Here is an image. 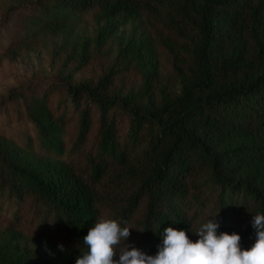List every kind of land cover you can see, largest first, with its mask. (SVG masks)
<instances>
[{
	"label": "trees",
	"instance_id": "obj_1",
	"mask_svg": "<svg viewBox=\"0 0 264 264\" xmlns=\"http://www.w3.org/2000/svg\"><path fill=\"white\" fill-rule=\"evenodd\" d=\"M88 11L91 60L82 50L0 94V233L87 250L104 217L155 255L165 228L195 242L218 215L250 248L264 215V0L19 1L1 10L0 38L12 13L52 25ZM131 19L145 37L110 59L108 38ZM0 264L20 263L0 247Z\"/></svg>",
	"mask_w": 264,
	"mask_h": 264
},
{
	"label": "rangeland",
	"instance_id": "obj_2",
	"mask_svg": "<svg viewBox=\"0 0 264 264\" xmlns=\"http://www.w3.org/2000/svg\"><path fill=\"white\" fill-rule=\"evenodd\" d=\"M32 0H0V12L16 2ZM50 20L36 14L12 13L9 23L1 29L0 38V94L17 85L24 74L50 76L63 62L76 60L84 50L90 60L93 39L98 28L94 11L79 14L63 13ZM102 24V23H101ZM146 30L139 19L120 25L108 38L106 50L112 59L120 47L129 41L145 37ZM12 48V49H11ZM80 76L75 75V80ZM27 157L41 156L28 152ZM53 244L43 239H31L11 233H0V247L20 264L71 263L86 250Z\"/></svg>",
	"mask_w": 264,
	"mask_h": 264
},
{
	"label": "clouds",
	"instance_id": "obj_3",
	"mask_svg": "<svg viewBox=\"0 0 264 264\" xmlns=\"http://www.w3.org/2000/svg\"><path fill=\"white\" fill-rule=\"evenodd\" d=\"M216 217L197 229L195 242L186 230L165 228L155 255L125 243L131 235V229L122 226L127 221L100 217L82 238L87 250L80 251L75 264H264V215L252 217L255 242L248 249H242L237 233L220 232ZM59 247L63 251V245Z\"/></svg>",
	"mask_w": 264,
	"mask_h": 264
}]
</instances>
